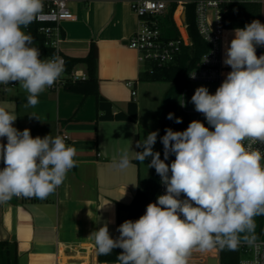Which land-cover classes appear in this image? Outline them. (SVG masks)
Returning a JSON list of instances; mask_svg holds the SVG:
<instances>
[{"label": "clouds", "instance_id": "9594fccd", "mask_svg": "<svg viewBox=\"0 0 264 264\" xmlns=\"http://www.w3.org/2000/svg\"><path fill=\"white\" fill-rule=\"evenodd\" d=\"M42 8V0H0V85L9 90L18 83L28 94L25 107H35L64 72L59 57L40 59L33 38L22 30ZM233 32L222 61L231 71L215 94L199 86L191 97L210 127L193 120L184 131L166 128L159 137L163 160L153 150L156 130L136 141L141 151L123 149L113 161L115 169L126 171L133 160L151 157L146 167L155 169L166 192L139 219L120 224L116 238L106 223L93 231L98 255L119 248L116 264H187L193 249L237 251L246 244L257 259L240 264H260L255 217L264 216V150L256 145H264V54L258 57L256 46L264 47V23L253 20ZM166 118L182 123L171 112ZM16 119L0 107V138H6L0 142V203L21 196L46 199L76 166L77 150L62 136L33 138L30 129L13 126ZM170 155L175 159L168 164Z\"/></svg>", "mask_w": 264, "mask_h": 264}, {"label": "crops", "instance_id": "0c3cea01", "mask_svg": "<svg viewBox=\"0 0 264 264\" xmlns=\"http://www.w3.org/2000/svg\"><path fill=\"white\" fill-rule=\"evenodd\" d=\"M131 1L68 0L75 18L63 23L60 49L66 58H81L95 44L100 93L112 102L115 113L126 110L130 101H136V121L99 119L96 96L73 91L68 86L46 88L35 107H25L28 94L18 83L7 92H0V107L17 116L15 128L30 129L33 138L66 132L70 136L66 145L77 150L76 166L46 199L13 197L0 203V242L17 244V264H116L98 259L91 234L105 223L112 238L119 234L117 203L132 202L139 180L146 178L142 175L143 166L151 158L143 163L133 160V166L126 171L115 169L113 161L123 149L141 151L136 148V141L155 131L151 117L143 119V108L158 106L153 96L142 97L147 85L145 79L158 67L140 64L137 52L128 46L138 27ZM164 1L169 7L166 14L174 7L179 19L186 15L187 3L197 0ZM256 1L261 3L264 23V0ZM173 25L172 21V28ZM30 35L33 46L39 49V58L47 59L43 38ZM67 70L88 74L82 62L72 64ZM129 80L137 82L134 96L127 85ZM0 142L6 143V138H0ZM129 155L132 157L134 153L130 151ZM126 214L122 211L121 216L124 218ZM258 217L257 220L255 217V233L259 229ZM257 235L264 240V230ZM203 253L194 249L192 255L197 258Z\"/></svg>", "mask_w": 264, "mask_h": 264}, {"label": "built area", "instance_id": "2783aa9c", "mask_svg": "<svg viewBox=\"0 0 264 264\" xmlns=\"http://www.w3.org/2000/svg\"><path fill=\"white\" fill-rule=\"evenodd\" d=\"M253 1V0H197L195 1L196 24L200 35L209 44V49L202 55L199 64L189 72H195L196 78H189V72L186 76V82H218L220 85L225 79V69L223 64L224 57V6L230 2ZM43 8L36 15L32 23L22 30L29 34L34 31L40 34L44 40L45 48H50L53 53L47 56V59L56 56L63 61L64 72L59 80L50 89H57L61 86L77 85L88 80L89 75L84 72L67 70V58L60 49V44L64 39L63 23L75 18L68 0H42ZM131 8L138 17V27L128 40V46L137 52V58L140 64L150 65L158 68H169L179 59L184 46L191 44V37L188 31L186 15L177 19L176 10H173L172 21L173 33L169 34L163 25L165 14L168 10V4L164 0H132ZM207 57V62H204ZM136 81L129 80L127 85L132 88V95L136 94ZM16 83L8 86L10 90ZM181 89L183 102L186 105L185 95L188 92L186 86ZM4 85H0V92H7ZM182 102V103H183ZM188 111L186 106L183 107ZM196 112V111H195ZM198 113V112H197ZM202 114V113H200ZM65 139V143L70 140L66 132L58 133ZM56 135V136H57ZM264 150V145H256ZM175 159L173 155L171 162ZM170 162V163H171ZM4 164L0 162V169ZM170 174V173H169ZM166 188L161 184L159 178L156 198L163 195ZM20 199H35V197H18ZM183 195L181 199H183ZM257 242L262 245L260 251V264H264V240L257 234ZM194 252V249L192 250ZM188 257L187 264L197 262L199 264H210V259L215 258L216 264H222L221 249L213 247L204 251L203 254ZM239 261L246 259L254 261L257 259L256 250L242 244L239 248Z\"/></svg>", "mask_w": 264, "mask_h": 264}, {"label": "trees", "instance_id": "16d2710c", "mask_svg": "<svg viewBox=\"0 0 264 264\" xmlns=\"http://www.w3.org/2000/svg\"><path fill=\"white\" fill-rule=\"evenodd\" d=\"M195 2H189L186 6V18L188 23V31L191 37V44L184 46L178 61L169 68H158L155 69L153 74L154 79L156 78H166L174 83V85L167 91L164 98L166 102V108H161L159 115L161 119V134L160 137L165 134L166 128H171L173 131H184L187 129L189 123L193 120L201 121L206 127H210L206 119H192L189 117H183L182 123L176 124L174 120L167 119L168 113H174L177 117L175 107L173 105L174 99L181 91L182 87L185 85L186 76L188 72L195 68L202 55L209 49V44L200 35L197 24H196V13H195ZM174 7L165 15L163 20V25L165 30L169 33H173L172 28V13ZM253 20H259L262 23V6L259 1H241V2H230L224 6V49L229 45L231 39L234 37L233 30L235 28H243L247 23ZM30 34L38 35L42 37L37 32ZM43 38V37H42ZM46 49V55L53 53L50 48ZM256 54L259 57L264 54V47L256 46ZM98 61V48L95 44L91 47L90 53L81 58H67V69L72 64L75 63H85L88 70L89 78L83 83L77 85H69L73 91L81 92L85 95L94 94L97 99V109L98 118L102 120H129L136 121L138 118V103L134 100L130 101L127 105L126 110L119 111L117 113L113 110L112 102L103 96L99 91L98 80L96 77ZM225 71H231L229 66L224 65ZM210 130H212L210 128ZM161 159L163 156V145L161 144ZM173 155H170L169 159L165 161L170 164ZM159 175L155 172L153 168L147 180H139L137 192L130 204L117 203L118 210V226L122 224L125 220H137L146 211V206L149 203L156 201ZM122 211H126L127 214L123 218L121 216ZM261 227H264V216H260ZM119 235V234H118ZM117 235V236H118ZM116 236V237H117ZM114 237V238H116ZM122 250L116 248L112 251L111 255L103 256L98 255V259L101 262H111L116 263V257ZM221 261L222 264H238L240 253L239 249L237 251H229L227 249H221ZM17 244L15 242L11 243L9 241L0 242V258L4 260V264H17Z\"/></svg>", "mask_w": 264, "mask_h": 264}, {"label": "rangeland", "instance_id": "374dc122", "mask_svg": "<svg viewBox=\"0 0 264 264\" xmlns=\"http://www.w3.org/2000/svg\"><path fill=\"white\" fill-rule=\"evenodd\" d=\"M228 72H225V75L227 74ZM153 74H151L150 76H147V78L145 79L147 85L145 84V89L144 91H142V97H151L153 96V98H155L157 100V103L156 105L160 106L161 105V108H166V102H164V96L168 90V88L172 87L174 85V83L166 78H156L154 79L153 77ZM188 89V92L186 93L185 95V101H186V108L188 111H185L183 109V107L181 106V103L183 102V97H182V94H181V91L178 93V95L176 96V98L174 99V107H175V110H176V114H177V117H189V118H192V119H205L204 115L203 114H200V113H197L195 112V106L193 103H191V97L192 95L194 94L195 92V89L199 86H205L208 88L210 94H215V91L216 89L220 86V84L218 82H199V81H189L186 83L185 85ZM148 91V92H146ZM162 102V104H161ZM159 103V104H158ZM146 105V104H145ZM158 106H155L157 108H152V109H148L147 106H145L143 108V119L147 120L148 118L151 119V126L153 127V129L156 131V130H159V133H161V119H160V115H159V112H160V109H158ZM157 109V110H156ZM153 110H155V112H153ZM152 118L154 120H152ZM159 138V137H158ZM157 138V142L156 144L154 145V151H158L161 153V143H160V140ZM151 158V157H150ZM147 166V165H146ZM145 165L143 166V177H146L145 180H147V178L149 177L152 169L151 168H147ZM144 180V181H145ZM256 220H257V217H256ZM258 221H259V229L258 231L255 233V234H263V230H264V227L262 228L261 227V223H260V218L258 217ZM210 264H216V261L215 260H211L210 259ZM4 260H2L0 258V264H4Z\"/></svg>", "mask_w": 264, "mask_h": 264}, {"label": "water", "instance_id": "95a60500", "mask_svg": "<svg viewBox=\"0 0 264 264\" xmlns=\"http://www.w3.org/2000/svg\"><path fill=\"white\" fill-rule=\"evenodd\" d=\"M212 259L216 261V259H215V258H211V260H212Z\"/></svg>", "mask_w": 264, "mask_h": 264}]
</instances>
